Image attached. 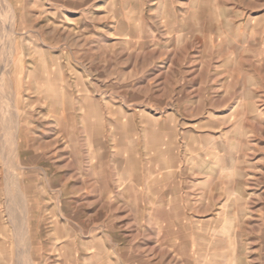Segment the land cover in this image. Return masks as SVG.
<instances>
[{
  "label": "rangeland",
  "instance_id": "374dc122",
  "mask_svg": "<svg viewBox=\"0 0 264 264\" xmlns=\"http://www.w3.org/2000/svg\"><path fill=\"white\" fill-rule=\"evenodd\" d=\"M209 263L264 264V0H0V264Z\"/></svg>",
  "mask_w": 264,
  "mask_h": 264
},
{
  "label": "crops",
  "instance_id": "0c3cea01",
  "mask_svg": "<svg viewBox=\"0 0 264 264\" xmlns=\"http://www.w3.org/2000/svg\"><path fill=\"white\" fill-rule=\"evenodd\" d=\"M29 142V141H28ZM97 159H98V162H100L101 163V168L104 170V168H103V165L105 164V162L103 161V159H102V157L100 156V157H97ZM97 169V168H96ZM117 173H119L118 171H117ZM100 179H101V182H102V184H103V179H104V176L102 175V176H100ZM102 186V185H101ZM58 205L59 204H57L56 202H54L53 203V207H58ZM211 261V259H209V262ZM210 264V263H209Z\"/></svg>",
  "mask_w": 264,
  "mask_h": 264
}]
</instances>
